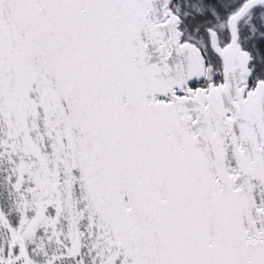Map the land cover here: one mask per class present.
Here are the masks:
<instances>
[{
	"label": "snow or ice",
	"instance_id": "obj_1",
	"mask_svg": "<svg viewBox=\"0 0 264 264\" xmlns=\"http://www.w3.org/2000/svg\"><path fill=\"white\" fill-rule=\"evenodd\" d=\"M0 264H264V0H0Z\"/></svg>",
	"mask_w": 264,
	"mask_h": 264
}]
</instances>
